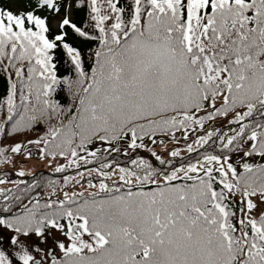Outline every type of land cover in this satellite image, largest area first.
<instances>
[{"label":"snow or ice","instance_id":"6c2138e0","mask_svg":"<svg viewBox=\"0 0 264 264\" xmlns=\"http://www.w3.org/2000/svg\"><path fill=\"white\" fill-rule=\"evenodd\" d=\"M0 264H264V0H0Z\"/></svg>","mask_w":264,"mask_h":264},{"label":"rangeland","instance_id":"374dc122","mask_svg":"<svg viewBox=\"0 0 264 264\" xmlns=\"http://www.w3.org/2000/svg\"><path fill=\"white\" fill-rule=\"evenodd\" d=\"M30 166H32V165H30ZM36 167H38L39 169H43V166L42 165H39V166H36Z\"/></svg>","mask_w":264,"mask_h":264}]
</instances>
